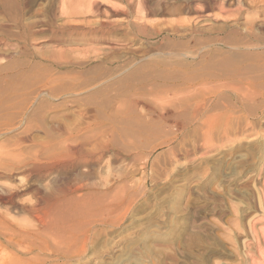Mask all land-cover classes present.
Here are the masks:
<instances>
[{
    "label": "rangeland",
    "instance_id": "rangeland-1",
    "mask_svg": "<svg viewBox=\"0 0 264 264\" xmlns=\"http://www.w3.org/2000/svg\"><path fill=\"white\" fill-rule=\"evenodd\" d=\"M22 1L24 21L44 22L50 14L57 32L27 40L0 16L9 57L0 60L7 68L0 82V158L36 152L45 158L46 146L56 144L55 153L83 131L91 144L99 138L106 146L92 169L95 183L130 172L128 158L137 165L123 185L128 195L118 228H95L88 252L57 264H264V45L243 35L242 26L264 24V0H230L233 14L216 5L210 20L197 18L200 0ZM188 22L232 29L201 36ZM261 27L256 31L264 34ZM101 131L106 138L95 136ZM166 142L171 146H160ZM42 160L43 167L51 163ZM61 171L29 176L24 167L0 183L28 185L19 201L32 203L38 192L58 194L87 173ZM17 210L0 205L9 219L27 222Z\"/></svg>",
    "mask_w": 264,
    "mask_h": 264
},
{
    "label": "bare ground",
    "instance_id": "bare-ground-1",
    "mask_svg": "<svg viewBox=\"0 0 264 264\" xmlns=\"http://www.w3.org/2000/svg\"><path fill=\"white\" fill-rule=\"evenodd\" d=\"M188 1H190V0H188ZM195 1L196 0H193V2H195ZM229 1L230 0H200L199 4L200 3L202 4V6L200 5L202 9L196 10V13L199 15V17H197V18H202L204 20L207 18L209 19L210 14H213V13H211L213 11L212 7L219 5V10H221V12H222L223 10H225L226 6H228ZM3 2H4V0H3ZM144 2H145V0H144ZM255 2H256V0H255ZM131 3L132 2H130L129 4H131ZM184 3H186V2L184 1ZM243 4H245V2ZM22 5H24L23 8L21 7ZM26 5H28L27 2H26ZM92 5L93 4H91V6ZM94 5H95V3H94ZM193 5H195V4H193ZM93 6H92V8H93ZM131 6H132V4H131ZM230 6H231V4H230ZM24 7H25V3L22 0H13V2L6 0L5 4H3L2 0H0V16L2 15L3 19H4V17L9 18L10 22L12 23L11 26L16 28V29H21L22 35H25L24 37L27 40L28 39L34 40L38 36L40 37L42 35H45V33L49 34V36H51V37L56 36L57 24H56V20L54 19V17L52 15L48 14V15H46L47 17L44 16L45 17L44 22L36 21V22H32V23H27L26 22L27 19H26V21H24L25 20L24 15L26 14L25 12H27L25 10V8H27V7H25V8ZM263 7H264V5H263ZM231 8H233V7L231 6ZM231 8L230 7L228 8V9H230L229 10L230 12H231V10H233ZM238 8H240V7H238ZM127 9H130V8H127ZM180 9H179V11H180ZM228 9H227V12L230 13L228 11ZM182 10H184V8ZM215 10H217V9H215ZM235 10H238V9H235ZM128 11H125V12L127 13ZM179 11H177V12L180 13ZM238 11H236L235 13L237 14ZM177 12H175V13L177 14ZM227 12H226V14H227ZM112 13H113V11H112ZM224 13H225V11H224ZM242 13H243V11H242ZM237 15H239V14H237ZM237 15L234 14L232 16H234V18H235V17H237ZM227 16H229V15H227ZM220 17L223 18L224 16L221 14ZM239 17L240 16H238V18ZM255 19H257V18H255ZM255 19L253 18L252 20H255ZM195 20H193V21H195ZM114 21H115V19H114ZM256 21L257 20L252 21V22H248L247 24L244 23L245 25L243 24L242 26L244 28L243 30H245L244 31L245 34H243V32L239 33V34L247 35V37L250 40H252L254 43H257L256 46L264 45V34L262 33L263 31L261 33H257V31H256L257 28L259 30L262 29L261 26L264 24L261 23L262 25L260 26V24H259L260 21H258L259 23ZM3 22H4V20H3ZM4 23H6V21ZM8 23L9 22H7V24ZM195 23L193 22V23H191V26H189V22H188L187 25L190 27L189 28L190 31L196 30L198 33L201 34V36L206 35V34H210L213 36L214 34L221 33L226 29H229V30L232 29V26H229V24L227 26L223 24L224 25L223 27H217V28H215L211 25L209 27L198 28L197 25L199 23L197 22V25ZM187 25H185V26H187ZM112 26H113V24H112ZM114 26H116V25H114ZM139 26L141 27V25H139ZM235 26H238V29H239V27L242 28L241 24H237V25L235 24ZM12 27H10V28H12ZM174 27L175 26H173V29H174ZM78 28H80V27H78ZM139 29H141V28H139ZM173 29H171V30H173ZM182 29H180V30H182ZM5 30H6L5 26L2 23H0L1 35L6 36ZM45 31H48V33ZM90 31H92V29ZM93 32H95V31H93ZM174 32H175V30H174ZM231 32H233V31H231ZM189 33H192V32H189ZM193 33H196V32H193ZM224 33H225V31H224ZM239 34H238V36H239ZM178 36H179V34H178ZM183 37H186V36L181 35V38H183ZM244 37H243V39H244ZM91 38H93V37H91ZM2 40H4V39H2ZM2 40H0V60L7 61L9 57L5 55L6 50L4 49V47L7 44H5V42H3ZM167 40H168V38H167ZM252 56H253V54H252ZM4 64L1 63V61H0V82L1 81H7V80H5V78L7 77V76L5 77V75L7 74L6 73L7 68ZM260 69H262V68L260 67ZM248 81H246V82H248ZM242 82H244V81H242ZM250 84H252V83H250ZM207 86H209V85H207ZM198 92H196V94ZM177 96L178 95H176V93H175L173 98L174 97H175V99L179 98ZM179 96H181V94H179ZM158 97H160V96L158 95ZM161 97L163 98V96H161ZM166 98H167V96H165L163 98V100H165ZM190 98H192V97H190ZM202 99L206 100V96H203ZM167 100H170V97H169V99L167 98ZM171 100H172V97H171ZM178 100H180V99H178ZM212 103H213V101H212ZM193 115H195V114H193ZM169 117H171V116H169ZM165 120H167V118ZM178 121H176V122H178ZM82 133H83V131H82ZM82 133L80 135H77L76 138H72L71 140L67 139V141L64 142V145L63 146L61 145L62 147H60V148L57 147L58 149H57V152H55V153H52L51 151H54V149L56 148L55 147L56 144L53 146H49V147L46 146L47 148L46 147L44 148V151L46 152L45 153L46 155L45 154L44 155L46 157L45 156L44 157L47 158V161L49 160L51 162L49 166L43 167V164H42L43 160L42 159H45V158H42L41 157L42 154H39V152L30 154L28 157H26V155H23L22 153H14V154L9 155V156L7 155V157L5 155V159L0 158V160L1 159L3 160V161L2 160L0 161V173H1L0 176L2 178L3 177L7 178L9 180H12L15 174H19L18 171L24 167L26 168V172L29 173L28 174L29 176L36 175V174L37 175H43V176L52 175V172L56 168L59 171L62 170L61 172H63L64 177L70 171L76 172V170L80 167L85 168V170L87 172L84 175V178L82 180L78 181V183L76 185L71 187L69 184H67V186L65 185L66 186L65 188H61L58 190L59 191L58 194L54 193L51 195L49 194L50 196H43L44 194L41 195V193L38 192L35 196L36 200L35 201L32 200V203H30V202L26 203L27 202L26 201V202H23V204H22L19 201L22 193H24L30 189V187L28 185H26V184L23 185L22 184L23 182L22 183L20 182L19 185H13V186L12 185L6 186V185H4V184H6L4 182H3L4 183L3 185L0 183V205L7 206L10 209H16V210L18 209L17 211L21 210L22 213L24 214V216L26 215V217H27V222H16V221H13L7 217L8 216V215H6L7 212H5V214L0 212V264H45L46 261L44 259H46V257H43L44 255H48L49 257L53 258L54 264L69 261L75 257H81L86 252H88L87 247L89 244V240H90V238H93V237H91V233L95 228H97V229L99 227L108 228V229L109 228H113V229L118 228V226L120 224V216H121L120 213H121L122 208L124 206V199H125V197L127 198V195H128L127 191L124 189L123 185H126V183L129 182L131 179H133V177L135 176V172H136L135 168L137 166L135 163L136 161H135V159L133 160L131 158H128L129 164H130L129 165L130 166V172H126L124 174L123 173L119 174L118 172H116V174H114V176H113L114 178L112 180H106L105 183L102 185L99 183L98 184L95 183L93 180L94 177L93 178L91 177L92 169L97 164L99 165V163L102 162L103 156H104V151L106 149V146L102 145L101 141H98V139H99L98 137L106 138L105 137L106 134H105V132L102 133V131L100 133H97V135H95V136L96 137L98 136L97 137L98 139H96V141H94V143L92 142L93 144H91L90 142L92 140L90 142H88L91 139V136H89L87 134H82ZM95 136H92V138ZM82 140H84V143H81V142H83ZM103 142H104V139H103ZM169 144L166 142L160 146L161 147L171 146ZM47 151H48V153H47ZM171 153L174 157L173 160L175 162H178V154L175 151H171ZM115 156H117V155H115ZM113 157H114V154H113ZM117 159H118V157H117ZM61 179H64V178H61ZM66 182H69V181H66ZM63 184H65V183H63ZM143 185H144V187L147 186V179L144 180ZM59 186H57V187H59ZM61 187H62V185H61ZM125 188L127 189V187H125ZM169 188L170 187H168L167 189H169ZM110 232H111V230H110ZM103 233H105V232H103ZM107 235H109V234H107ZM101 236L103 237V235H101ZM95 238H98V237L95 236ZM103 238L101 239V241H103ZM92 240H95V239H92ZM98 240L100 241V239H96V241H98ZM100 244H101V242H100ZM95 245H97V244L95 243L94 246ZM94 246H93V249H96ZM99 247L100 246H98L97 248H99ZM93 249H91V250H93ZM97 250H99V249H97ZM97 250L94 252H97ZM6 252L10 253L11 256L6 257V256L2 255L3 253H6ZM26 255H32L33 257L31 256L32 258L25 260L22 257L26 256ZM87 257H88V255H87Z\"/></svg>",
    "mask_w": 264,
    "mask_h": 264
}]
</instances>
